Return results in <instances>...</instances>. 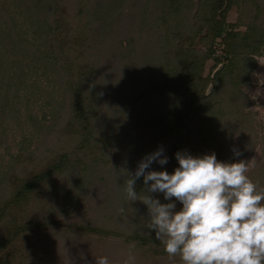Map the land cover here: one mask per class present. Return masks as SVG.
<instances>
[{
	"label": "trees",
	"instance_id": "trees-1",
	"mask_svg": "<svg viewBox=\"0 0 264 264\" xmlns=\"http://www.w3.org/2000/svg\"><path fill=\"white\" fill-rule=\"evenodd\" d=\"M105 1L78 0L77 14L82 13L83 20H80L69 40H66L69 28L63 15L65 10L62 9V0H48L46 9L35 11L32 16L31 23L36 24L33 32L46 47L32 43L28 45V50L34 52L31 57L36 62L48 59L56 64L62 61L67 90L72 96L69 103L72 104L69 107L71 116H68L63 127L68 129L72 125L79 133L73 138L74 144L71 147H66L65 144L64 148L45 145L44 149L48 150L44 160L46 165L28 176H21V173L10 174L9 170L0 172V264H10L12 260L16 263L18 243L30 232L48 237L49 234L44 230H53L62 236L69 233L101 244L131 245L134 246L131 249L133 254L141 253L154 260H164L165 264H183L180 255L170 256L165 251L164 243L157 239L155 230L147 227L150 214L142 201L146 199V195L161 203L170 201L165 200L163 193L146 192L143 176L135 181L137 200L122 197L120 202L113 203L112 212L105 211L106 204L97 201V209L104 214L100 218L92 217L86 222H75L55 217L57 214L62 217L67 214L65 206L60 210L48 209L43 216L26 214L27 204L38 193L52 192L54 197L65 198L64 205H70V208L74 205L83 207L85 193L98 178L97 170L109 165L110 159L106 157L110 155L108 150L113 145L114 137L112 134L98 132L102 78L98 58L93 57V54L101 52L94 48L93 45L100 46L95 42L105 44L107 41V34L102 33L101 29H94L104 13H99L100 8L110 5L109 0ZM147 2L148 0H142L137 8L134 4L130 7L128 16L122 14L123 18L128 17V23H118V28L120 26L125 34L123 33L120 41L115 42L126 45L125 51L130 54L137 51L141 40H145L152 44L151 48L165 49L171 57H175L173 63L161 66V74L152 85L151 96L155 95L162 101L166 99L164 104L168 114L163 116L165 126L160 137L173 142L180 135L181 144L177 147H180L179 152L182 154L203 156L215 153L217 160L222 162L248 161L253 151V139L257 134L256 125L252 124L255 119L246 111L251 99L246 95L245 86L249 82L247 69L256 63L255 55L261 53L264 46V1L154 0V8L147 5ZM29 4L26 3L28 7ZM234 4L240 6L242 13L239 20L246 25L245 29L240 28L237 21L227 20V14ZM247 7L248 11L245 10ZM149 13L153 14L151 18ZM177 32L178 37H183V42H176ZM94 34L99 38L96 41ZM122 40L126 42L123 43ZM199 43H203L204 47L198 48ZM218 48H222L223 52L217 53ZM210 58L215 59L216 65L222 61L224 64L216 72L213 92L204 95L200 89L207 86L211 75H203V65ZM147 87L148 85L145 86ZM228 107L233 114H237L236 121L239 122L231 128L223 124L222 115ZM149 117L152 119V115ZM206 128L212 132L208 133ZM236 133L238 139H246L245 150L235 149L231 145ZM189 145L191 149L184 150ZM92 146L94 147L91 149ZM199 147L204 152L199 153ZM82 150L86 152L82 153ZM157 150L152 147L141 153L139 151L137 158L141 161ZM169 153L174 154L173 157L171 155L172 159ZM169 153H165L167 160L170 159L166 171L172 174L179 167V162L176 150ZM258 160L254 162L259 163L260 167L251 169L247 176L256 184L258 191H264V145L261 159ZM156 164L159 163L153 161L145 171H155ZM131 166L130 176L134 175L138 167ZM130 176L126 177L124 185L127 186ZM151 183L150 181L149 184ZM171 202L176 204V211L182 208V203L175 197ZM135 204L134 208L132 205ZM122 217H129L125 220L128 223L125 228L117 226L118 221L123 220ZM45 242L46 240L43 243ZM13 244V249L9 250L8 247ZM37 245H41L38 238Z\"/></svg>",
	"mask_w": 264,
	"mask_h": 264
},
{
	"label": "rangeland",
	"instance_id": "rangeland-1",
	"mask_svg": "<svg viewBox=\"0 0 264 264\" xmlns=\"http://www.w3.org/2000/svg\"><path fill=\"white\" fill-rule=\"evenodd\" d=\"M141 1L109 0V6L100 8L99 13H104L94 25V29H101L102 33L107 34L105 44L96 41L99 38L94 34V41L100 46H93L101 52L93 54V57L98 58L102 78L98 132L112 134L114 137L113 145L108 150L110 155L106 157L110 159L109 165L103 168L100 166L97 170L98 178L85 193L83 207L74 205L70 208V205H64L65 198L54 197L52 192L38 193L34 194L27 204V215L31 213L43 216L47 214L48 209L60 210L65 206V209H68L67 214L64 217L57 214L55 217L75 222H86L92 217L100 218L104 214L97 209V201L106 204L105 211L112 212L114 202H120L122 197L128 198L124 184L126 177L131 175V165L138 166L139 151L141 153L156 147L158 150L162 149L164 156L173 150L179 152L180 147L177 146L181 144L180 135H177L173 142L160 137L165 126L163 116L168 114L164 104L166 99L162 101L155 95L151 96L152 85L161 74V66L164 63H173L175 57H171L165 49L151 48L152 44L145 40H141L137 51L130 54L125 51L126 45L115 42L120 41L123 33L125 34L120 26L118 28V23H128V17L123 18L122 14L128 16L130 7L134 4L135 8L139 7ZM47 2L48 0H0V172L9 170L10 174L21 173V176H28L46 165L44 160L48 150L44 149L45 145L64 148L65 144L66 147H71L74 144L73 138L77 137L78 130L72 125L68 129L63 127L70 115L69 107L72 104L69 103L72 96L67 90V78L61 68L62 61L56 64L48 59L36 62L31 57L34 52L28 50V45L32 43L46 47L33 32L36 24L31 22L35 11H44ZM62 2V9L65 10L63 15L69 28L66 40H69L77 30L80 20H83V14H77L78 0ZM26 3H30L29 7ZM147 3L151 8L155 7L154 0H148ZM245 10L248 11V7ZM240 11V6L234 4L227 14V20L240 23ZM149 16L151 18L153 14ZM239 27L245 29L246 25L240 23ZM176 36L178 37V32ZM182 39L183 37H178L176 42H183ZM197 47L203 48L204 45L199 43ZM222 52L223 49L218 48L217 53ZM255 56L256 63L247 69L249 82L245 86V92L251 99L246 111L255 119L252 124L256 125L257 136L253 139L250 158L248 161L244 160L248 167L246 175L251 169L260 167V164L254 161L261 159L264 145V46L261 53ZM221 64L223 66L224 61L216 65L215 59L210 58L203 65V75H211V78H208L207 86L200 89L202 94L209 95L213 92V73L215 69L222 67ZM149 115H152V119ZM222 116L223 124L228 128L239 124L236 121L237 114H233L229 107L224 110ZM209 130L206 128L207 132ZM227 131L226 129L225 132ZM236 132L239 133L238 130ZM237 133L231 140V145L235 149L245 150L247 141L238 139ZM199 148V153L204 152ZM190 149L191 145L184 147L186 151ZM171 155L174 156L169 153L170 158ZM169 163L170 159L164 165L156 164L154 169L165 171ZM58 182L64 184L62 181ZM136 205L132 206L135 208ZM129 217H122L123 220L118 221L117 226L127 227L125 220ZM122 222L123 224H120ZM44 231L49 234L48 237L31 232L24 236L17 246L18 260L16 263L12 260L10 264H96V258L99 257H106L109 264H165L164 260H154L141 253L133 254L131 249L133 250L134 246L131 245L126 247L124 244H101L69 233L62 236L53 230ZM37 238L41 244L39 246H36ZM13 246L14 244L8 249L12 250Z\"/></svg>",
	"mask_w": 264,
	"mask_h": 264
},
{
	"label": "clouds",
	"instance_id": "clouds-1",
	"mask_svg": "<svg viewBox=\"0 0 264 264\" xmlns=\"http://www.w3.org/2000/svg\"><path fill=\"white\" fill-rule=\"evenodd\" d=\"M174 173L145 171L153 161L167 163L162 149L142 159L127 180L126 193L137 200L136 179L146 192L163 193L168 203L146 195L149 229L170 256L183 264H264V191L246 175V161H218L215 153L192 156L177 152ZM239 155V153H237ZM152 182L149 184V182ZM182 203L176 211L172 198ZM96 264H109L106 257Z\"/></svg>",
	"mask_w": 264,
	"mask_h": 264
},
{
	"label": "water",
	"instance_id": "water-1",
	"mask_svg": "<svg viewBox=\"0 0 264 264\" xmlns=\"http://www.w3.org/2000/svg\"><path fill=\"white\" fill-rule=\"evenodd\" d=\"M220 66H222V64H221ZM219 68H220V67H218L217 69H215V71H214V73H213V77L216 76V72L219 70Z\"/></svg>",
	"mask_w": 264,
	"mask_h": 264
}]
</instances>
